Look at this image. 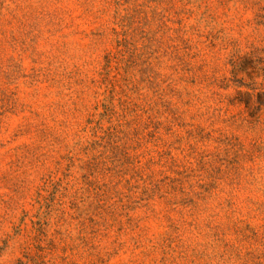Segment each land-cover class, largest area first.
<instances>
[{
	"label": "rangeland",
	"instance_id": "obj_1",
	"mask_svg": "<svg viewBox=\"0 0 264 264\" xmlns=\"http://www.w3.org/2000/svg\"><path fill=\"white\" fill-rule=\"evenodd\" d=\"M0 264H264V0H0Z\"/></svg>",
	"mask_w": 264,
	"mask_h": 264
}]
</instances>
